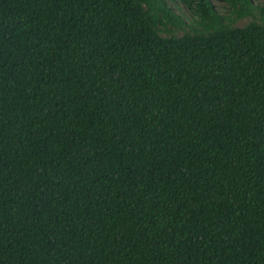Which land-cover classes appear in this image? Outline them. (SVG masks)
Instances as JSON below:
<instances>
[{
    "label": "trees",
    "instance_id": "obj_1",
    "mask_svg": "<svg viewBox=\"0 0 264 264\" xmlns=\"http://www.w3.org/2000/svg\"><path fill=\"white\" fill-rule=\"evenodd\" d=\"M179 1L0 0V264H264V0Z\"/></svg>",
    "mask_w": 264,
    "mask_h": 264
},
{
    "label": "rangeland",
    "instance_id": "obj_2",
    "mask_svg": "<svg viewBox=\"0 0 264 264\" xmlns=\"http://www.w3.org/2000/svg\"><path fill=\"white\" fill-rule=\"evenodd\" d=\"M210 3L212 4L213 8L220 13L221 15H227L228 9L225 5V3L222 0H209ZM250 3L253 6L257 7H263V0H249ZM167 5H170L174 12L178 15H181L183 20L186 23H191L194 16L192 12L184 6L179 0H166ZM249 18H243V20H238L234 23V26H237L239 28H242L244 25L247 24ZM188 28L183 27V28H177L173 29V34L175 35H181L184 30H187Z\"/></svg>",
    "mask_w": 264,
    "mask_h": 264
}]
</instances>
